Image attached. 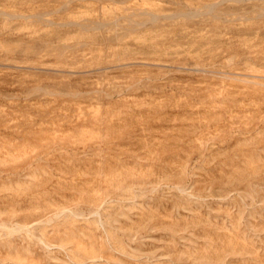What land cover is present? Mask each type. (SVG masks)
Here are the masks:
<instances>
[{"label": "rangeland", "instance_id": "rangeland-1", "mask_svg": "<svg viewBox=\"0 0 264 264\" xmlns=\"http://www.w3.org/2000/svg\"><path fill=\"white\" fill-rule=\"evenodd\" d=\"M0 264H264V0H0Z\"/></svg>", "mask_w": 264, "mask_h": 264}]
</instances>
